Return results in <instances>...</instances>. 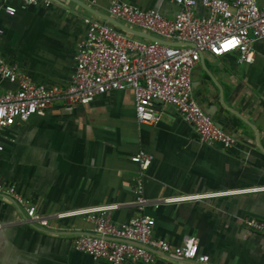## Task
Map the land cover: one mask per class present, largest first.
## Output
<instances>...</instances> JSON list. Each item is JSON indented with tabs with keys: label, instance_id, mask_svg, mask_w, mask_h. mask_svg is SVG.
I'll return each instance as SVG.
<instances>
[{
	"label": "crops",
	"instance_id": "0c3cea01",
	"mask_svg": "<svg viewBox=\"0 0 264 264\" xmlns=\"http://www.w3.org/2000/svg\"><path fill=\"white\" fill-rule=\"evenodd\" d=\"M48 1L9 16L0 0V56L35 84L63 87L84 36L82 18L99 17L72 0ZM123 1L168 18L177 10L173 0ZM90 7L107 15V0ZM195 12L203 9L197 5ZM251 50L252 62L242 64L233 52H202L190 72L195 101L235 140L228 149L200 142L169 105L154 104L157 124H137L129 90L105 92L69 111L56 98L42 115L2 130L0 180L14 184L52 222L37 226L0 194V264H107L72 248L71 239L89 233L90 223L57 216L106 205L115 206L107 216L117 225L135 215L137 170L129 156L138 149L150 156L142 195L155 238L180 245L194 237L208 256L204 264H264V235L242 225L244 218L264 220V38ZM14 88L0 78V92ZM149 264L191 263L156 255Z\"/></svg>",
	"mask_w": 264,
	"mask_h": 264
},
{
	"label": "built area",
	"instance_id": "2783aa9c",
	"mask_svg": "<svg viewBox=\"0 0 264 264\" xmlns=\"http://www.w3.org/2000/svg\"><path fill=\"white\" fill-rule=\"evenodd\" d=\"M40 1L44 6L49 3L48 0H17L15 6L4 0L2 10L12 16ZM80 1L89 6L96 3V0ZM258 1L173 0L177 10L168 18L155 9H142L123 0H107V15L111 18L156 38L180 44L168 45L137 37L99 18L84 17V36L73 54L70 81L63 87L35 84L0 56V78L15 84L13 90L0 92V133L16 120L42 115L56 98H61L64 110L69 111L72 106L87 104L105 92L129 90L137 124H157L160 113L154 104L169 105L192 126L200 142L230 148L234 145V138L195 101L190 72L202 52L213 56L233 52L237 63L252 62L251 43L264 38V5H259ZM197 5L203 9L202 14L195 12ZM8 142H13L12 138ZM2 150L0 141V152ZM129 160L137 170L132 185L136 214L119 225L107 216L114 205L59 214L57 217L80 216L91 224L89 233L71 239L72 248L91 260H103L107 264L137 261L149 264L156 255L204 264L208 256L198 251L194 237H185L180 245H171L152 235L153 219L143 211L146 200L142 195V177L150 156L138 149ZM0 194L22 207L26 220L50 228L52 218L37 214L14 184L0 180ZM242 225L264 235V220L244 218Z\"/></svg>",
	"mask_w": 264,
	"mask_h": 264
},
{
	"label": "water",
	"instance_id": "95a60500",
	"mask_svg": "<svg viewBox=\"0 0 264 264\" xmlns=\"http://www.w3.org/2000/svg\"><path fill=\"white\" fill-rule=\"evenodd\" d=\"M74 2H76L81 8H83L84 10L88 11L89 13L99 17L100 19H102L103 21H106L107 23H109L110 25H113L115 26L116 28L122 30V31H125L127 33H130L134 36H137V37H141V38H146L148 40H153V41H156V42H159V43H162V44H168V45H179L180 43L178 42H170V41H166V40H162V39H159V38H156L154 36H151L143 31H140V30H137V29H133V28H130L126 25H124L123 23L111 18L110 16L106 15V14H103V13H100L98 12L97 10L93 9L92 7H90L89 5L81 2L80 0H72ZM11 199V198H10ZM12 200V199H11ZM13 202V201H12Z\"/></svg>",
	"mask_w": 264,
	"mask_h": 264
}]
</instances>
